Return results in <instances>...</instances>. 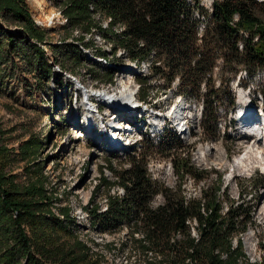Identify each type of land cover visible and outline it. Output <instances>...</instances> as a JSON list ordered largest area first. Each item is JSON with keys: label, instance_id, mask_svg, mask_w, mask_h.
Masks as SVG:
<instances>
[{"label": "trees", "instance_id": "obj_1", "mask_svg": "<svg viewBox=\"0 0 264 264\" xmlns=\"http://www.w3.org/2000/svg\"><path fill=\"white\" fill-rule=\"evenodd\" d=\"M62 13L70 32L59 45L48 46L47 31L33 20L25 0H0V69L6 56L18 55L39 83L45 87L49 81L57 83L58 59L78 71L85 62L84 49H95L89 37L98 32L113 56L123 51L135 65L149 62L150 74L137 78L139 92L143 90L139 99L149 98L151 78L163 79L158 93L174 87L187 100L205 97L204 115L207 119L212 110L209 119L214 125L224 94L230 110L236 103L223 85L243 69L249 75L264 69V0H213L210 8L202 0H66ZM74 31L83 34L76 37ZM47 47L52 49L51 58ZM95 50L107 59L104 49ZM114 80L110 76L107 82ZM8 132L0 126V155H9V162H0V264H101L77 234L72 208L59 205L61 199L49 186L38 159L43 142L31 137L9 147ZM155 147L147 150L140 145L126 166H109L116 177L111 185L122 192L109 190L104 212L99 204L86 206L92 224L108 233L126 226L131 237L125 247L128 255L137 256L133 264H255L240 238L236 246L233 243L239 227L252 221L251 208H245L244 201L231 202L223 211L222 202L208 196V190L202 199L187 198L152 179L149 161L159 153L170 157L181 181H204L210 175L194 165L191 154L182 156L176 132L166 130ZM17 162L24 163L23 173L14 172ZM158 194L165 200L154 207Z\"/></svg>", "mask_w": 264, "mask_h": 264}, {"label": "rangeland", "instance_id": "obj_2", "mask_svg": "<svg viewBox=\"0 0 264 264\" xmlns=\"http://www.w3.org/2000/svg\"><path fill=\"white\" fill-rule=\"evenodd\" d=\"M65 1L25 0L33 20L47 31L48 46L59 45L62 37L70 32L71 28H64L67 23L62 13ZM202 1L208 8L213 2ZM41 16L44 17L42 20L37 19ZM96 17L100 19L99 15ZM103 22L106 23V20ZM2 25L9 29L15 27L4 23ZM82 34L74 31L76 37ZM89 39L95 49L105 50L107 59L99 57L93 48L84 49L85 62L78 71L64 61L62 66V60L58 59L59 62L55 65L58 81H49L46 87L39 83L35 73L27 68L18 55L6 56L0 69V126L9 130V147H17L19 142L31 137L43 142L38 159L43 163L49 186L56 190L61 199L59 205L69 204L72 208L80 239L88 243L101 264L135 262L137 256L128 255L125 247L131 237L129 229L124 226L112 233L102 232L98 225L92 224V217L86 206L92 209L93 205L99 204L100 212H104L107 209L106 196L109 190L111 194L122 192L121 187L111 185L116 177L109 170V166L116 169L126 166L132 150L140 145L147 150H154L157 141H160L168 130L176 132L181 140L182 148L179 152L182 156L191 154L194 165L210 175L204 181L193 178L181 181L174 171L170 157L159 153L154 154L149 161L152 179L181 192L187 198L202 199L208 190V196H216L222 202L223 211L227 210L231 202L237 205L244 201V207L252 210V221L245 228L239 227L238 232L234 234L233 243L236 246L237 238H240L250 262L263 263L264 169L260 164L257 167H253V164L235 167L232 162L244 155L256 142L259 148H264L263 143L251 134H246L235 121V110L242 105V93L250 98L248 105L261 116L264 110V69L254 75L247 74L243 69L238 76L223 85V91L226 92L229 88L236 98V103L230 110L229 97L224 94V101L218 113L214 114L219 118L215 125V121L209 119L213 116L212 110L208 111L209 117L205 118V97L187 100L179 95L174 87L167 93H158V87L165 85V81L160 78H151L152 89L149 98L142 103L138 111L134 110L136 107L130 112L120 108L122 104L134 103L132 98L130 102H118L119 108L114 107L118 109L117 116L114 115L115 112H106V109L101 113L100 107L98 114L90 109L88 103H91L94 97H119L117 92L125 86H132L135 91L133 97H140L143 90L139 92L137 78L141 74H150V65L149 62H143L141 66L135 65L122 54L123 51L113 56L110 44L98 32ZM69 40L73 39L70 37ZM47 55L52 57L50 47H47ZM216 72L215 81L218 85L219 70ZM110 76L115 78L113 83L107 82ZM177 82L176 80L174 86ZM204 85L205 82L200 91L203 96L206 90ZM104 101L101 103L105 104ZM105 102L113 106L111 101ZM146 106L152 111H146ZM179 106L183 109V114L180 115L176 112ZM156 112L160 115H154ZM148 113H151L150 118ZM166 115L172 117L173 121L165 122ZM112 119H116L113 121L116 125L123 126L124 120L133 124V128H130L129 124L124 126L125 140H118L114 146L109 139L113 138L109 135L108 123ZM8 158V154H2L0 162H9ZM222 159L225 162L220 163ZM23 164L17 162L13 165L14 172L23 173ZM164 200V196L158 194L154 197L152 205L156 207Z\"/></svg>", "mask_w": 264, "mask_h": 264}, {"label": "bare ground", "instance_id": "obj_3", "mask_svg": "<svg viewBox=\"0 0 264 264\" xmlns=\"http://www.w3.org/2000/svg\"><path fill=\"white\" fill-rule=\"evenodd\" d=\"M44 17L41 16V17H37V19H43ZM123 71V70H121ZM133 93H135L134 89L132 86H125L124 88H122V90L120 92H117V95H119V97H116L115 96H112V97H107L105 95V97H101V99L103 100H108V101H111L113 103V107H118L119 108V103H121L122 101H128L130 102L133 98ZM121 94V96H120ZM121 97V98H120ZM241 98H242V103H245L246 104V101H249L250 98L245 94V93H242L241 94ZM119 102V103H118ZM197 103V102H196ZM251 103V102H250ZM198 106V105H197ZM90 107V106H89ZM246 107V108H245ZM245 107H242L241 108V112L238 114V118L242 119L243 121H246L245 123H243V129H244V132L247 133L249 132L252 137H254L256 140L260 141L261 144L263 143L264 144V128L262 129V123L261 121H259L258 119V114L257 112L253 109V107H251L250 105L247 107L245 105ZM177 108V106L175 107V109ZM198 108V107H197ZM91 109V108H90ZM185 109V108H184ZM118 110V109H117ZM131 111V110H130ZM129 111V112H130ZM147 111V110H146ZM201 111V110H200ZM176 112H179V115L180 114H183V109L181 108V106H179V109L176 111ZM199 113V112H198ZM90 115V114H89ZM171 115V114H170ZM198 115V114H196ZM200 115V114H199ZM252 115V116H250ZM191 116V115H190ZM189 116V117H190ZM193 116V115H192ZM202 116V115H201ZM249 117V119H247V117ZM195 117V116H194ZM172 118V117H171ZM193 118V117H192ZM90 119V118H89ZM88 119V120H89ZM167 122V121H166ZM249 123V125H248ZM189 124V123H188ZM92 125V124H91ZM248 125V128L246 127ZM188 126V125H187ZM182 127V126H181ZM187 128V127H186ZM189 128V127H188ZM173 129V128H172ZM183 130V129H182ZM181 131V130H180ZM188 132V131H187ZM153 133V132H152ZM110 139V143L112 146L116 145L117 144V141L118 140H115L113 141L114 139L109 137ZM119 142V141H118ZM258 146V147H256ZM256 147V149H255ZM262 147V146H261ZM222 162H225L224 159L221 160L220 163ZM233 165L235 167H240V166H243V167H247V166H250L251 164H253V167H257V165H261V167H263L264 169V148H259V145L257 144V142L252 145L250 147V149H248V151L242 155V156H239L237 157L233 162ZM233 167V166H232ZM262 215H264L262 213ZM264 219V217H263ZM194 235H197V232L196 230H194Z\"/></svg>", "mask_w": 264, "mask_h": 264}]
</instances>
